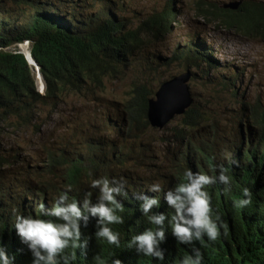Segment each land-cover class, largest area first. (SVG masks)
<instances>
[{
	"label": "trees",
	"instance_id": "trees-1",
	"mask_svg": "<svg viewBox=\"0 0 264 264\" xmlns=\"http://www.w3.org/2000/svg\"><path fill=\"white\" fill-rule=\"evenodd\" d=\"M80 2L85 4L84 0ZM116 12L106 0L96 11L77 6L64 11L54 1L47 4L39 0H18L13 7H6L5 0H0V121L16 118L24 126L31 125L39 118L42 107L57 112L70 101H96L106 91L107 83L120 80L129 70L151 66L152 59L165 63L147 46L167 31L171 9L152 15L136 28H129ZM248 12L249 8L242 5L236 13L243 15L249 26L255 18L246 17ZM25 42H29L30 56L38 65L44 94L37 91L35 74L24 55L17 49L10 50ZM209 62L213 63L207 48L192 42L175 50L165 66L201 70L203 63L210 66ZM154 92L136 83L130 87L127 99L109 101L111 112L104 121L114 136L88 138V153L71 150L65 154L62 150L59 155L50 154L40 167L22 166L0 175V247L14 258L13 264H33L32 253L15 231L16 215L42 214L64 192L69 201L79 200L81 207L85 195L91 193L95 204L99 190L91 184L102 177L126 181L117 197L123 205L117 214L124 222L110 225L119 235V244L97 238V218L90 217L87 226L83 222L81 226L80 243L87 239V247L65 250L64 255H75L71 264H99L96 257L103 264H111L113 259L122 264H179L193 247L203 254L202 264H264V110L251 107L249 116L244 114L238 121L234 138L227 141L213 126L195 132L190 120L200 115L191 106L182 118L185 136L177 141V151L162 173L161 192L156 193L149 191L155 184L150 180L154 173L146 170L148 163L143 157L148 146L142 138L143 130L149 126L147 103ZM243 122L256 127L255 131L247 126L246 140ZM221 165L231 177L230 190L226 192L220 183L205 190L211 198L213 218L218 215L226 227L220 228L215 241L205 236L192 245L180 244L172 235L170 220L174 212L164 199L165 193L185 182L186 169L215 176ZM6 166L10 163L0 152V167ZM49 176L56 179L44 182ZM244 188L251 191L252 202L239 207L238 202L246 199L242 195ZM142 196L158 197L160 206L152 212L168 216L164 222L166 241L160 245L165 250L162 261L144 256L130 243L135 235L157 228L140 210Z\"/></svg>",
	"mask_w": 264,
	"mask_h": 264
},
{
	"label": "rangeland",
	"instance_id": "rangeland-1",
	"mask_svg": "<svg viewBox=\"0 0 264 264\" xmlns=\"http://www.w3.org/2000/svg\"><path fill=\"white\" fill-rule=\"evenodd\" d=\"M17 1L5 0V5L13 7ZM39 1L47 4L54 1V5L62 7L64 11L76 6L85 9L90 7L96 11L105 2L84 0L83 4L80 2L82 0ZM106 1L114 5L116 13L129 28H136L152 15L171 9L172 20L167 31L158 34L147 46L151 53L161 57L165 63L152 59L151 66L129 70L120 80L107 83L106 91L96 101L69 100L57 112L42 107L39 118L31 125L24 126L16 118L0 121V152L10 163V166L0 167V175L22 166L40 167L50 154L59 155L62 150L65 154L71 150L88 153V138L101 136L111 139L114 133L104 121L111 112L109 101L127 99L133 84L142 83L156 91L158 84L165 78L184 73L186 70L180 66L165 64L175 50L192 42L202 43L213 62H209L210 66L203 63L201 70L190 69L188 86L193 99L191 106L197 109L202 118L199 120L200 117L196 116L193 121L190 120L195 132L213 126L228 141L230 137L234 138L240 118L244 114L249 116L251 107L259 112L264 110V0ZM227 4H237V7L234 10L225 9ZM242 5L249 8L245 16L255 18L249 26L243 15L236 13ZM20 47L10 50L20 51ZM206 73L208 76H205ZM183 117L176 116L160 130L150 126L143 130L142 138L148 146L143 159L148 163L146 170L154 173L150 180L155 184H161L162 173L167 171L172 154L177 151V141L185 136ZM247 126L256 131L251 122H243L241 127L245 140ZM226 143L231 145V142ZM59 169H56L57 175L61 173ZM52 179L56 178L49 176L44 182H51Z\"/></svg>",
	"mask_w": 264,
	"mask_h": 264
},
{
	"label": "clouds",
	"instance_id": "clouds-1",
	"mask_svg": "<svg viewBox=\"0 0 264 264\" xmlns=\"http://www.w3.org/2000/svg\"><path fill=\"white\" fill-rule=\"evenodd\" d=\"M31 68L34 73V68ZM35 80L37 90L42 94L44 87L42 91L40 84L38 85L39 82L37 83L36 74ZM233 163L237 162L233 161ZM227 173L228 169L223 165L218 167V175L215 176L201 172L194 173L191 169H186L184 172L185 182L177 184L165 193L164 199L174 212L170 220L172 235L180 244L192 245L194 241L201 240L205 236L208 240L215 241L220 235V228L226 227L218 215L213 218L211 198L205 189L220 183L225 186L226 192L229 191L231 177ZM125 184L126 181L123 179L113 178L110 180L107 177L94 179L91 187L99 190L95 204L90 199L91 193L85 195L81 207L79 200L69 201L68 193L64 192L59 195L52 207L43 211L42 214L36 216L16 215L15 231L32 253L33 264H71L75 255H64L65 250L69 247H87V239L80 243L81 226L83 222V226L86 227L90 217L97 218L95 236L106 240L109 244L118 245L119 235L113 231L110 225L124 222L123 218L117 214V210L123 209V205L117 200V197L122 194ZM149 191L160 193L161 187L156 183L149 188ZM242 195L246 199H241L238 206L250 205L252 202L251 191L244 188ZM141 199L143 202L140 205V210L157 228L155 230L146 229L141 234L135 235L130 243L144 256L162 261L165 259V250L160 245L166 241L164 222L168 216L164 213L152 212L154 207L160 206L158 197L142 196ZM150 213L151 215H149ZM13 259L0 247V264H13ZM96 259L99 264H103L99 257ZM202 260L201 251L193 247L191 253L184 256L179 264H202ZM111 264H122V262L119 259H113Z\"/></svg>",
	"mask_w": 264,
	"mask_h": 264
},
{
	"label": "water",
	"instance_id": "water-1",
	"mask_svg": "<svg viewBox=\"0 0 264 264\" xmlns=\"http://www.w3.org/2000/svg\"><path fill=\"white\" fill-rule=\"evenodd\" d=\"M235 5H227L225 8L235 9ZM29 46V42H25ZM27 61L28 65L34 68L36 79L43 91V81L38 72V65L30 56V53L23 52L20 49ZM191 79V72L189 70L177 76L163 81L154 92L153 98L148 100L146 120L151 128L162 129L176 116L183 115L191 106L193 99L188 86Z\"/></svg>",
	"mask_w": 264,
	"mask_h": 264
},
{
	"label": "bare ground",
	"instance_id": "bare-ground-1",
	"mask_svg": "<svg viewBox=\"0 0 264 264\" xmlns=\"http://www.w3.org/2000/svg\"><path fill=\"white\" fill-rule=\"evenodd\" d=\"M23 45H24V44H23ZM28 48H29V46H27V45H25V46H22V45H21V47H20V49H21V50H24L23 52H26V53L29 52V49H28ZM31 67H32V66H31ZM38 85H39V83H38Z\"/></svg>",
	"mask_w": 264,
	"mask_h": 264
}]
</instances>
